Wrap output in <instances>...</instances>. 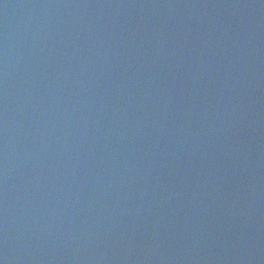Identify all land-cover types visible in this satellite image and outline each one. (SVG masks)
I'll return each mask as SVG.
<instances>
[{"label":"water","instance_id":"obj_1","mask_svg":"<svg viewBox=\"0 0 264 264\" xmlns=\"http://www.w3.org/2000/svg\"><path fill=\"white\" fill-rule=\"evenodd\" d=\"M0 264H264V0H0Z\"/></svg>","mask_w":264,"mask_h":264}]
</instances>
